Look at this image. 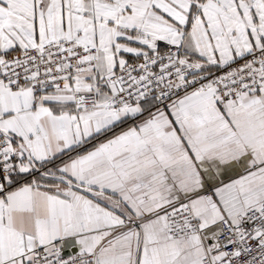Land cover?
I'll list each match as a JSON object with an SVG mask.
<instances>
[{"label": "snow or ice", "instance_id": "1", "mask_svg": "<svg viewBox=\"0 0 264 264\" xmlns=\"http://www.w3.org/2000/svg\"><path fill=\"white\" fill-rule=\"evenodd\" d=\"M0 264H264V0H0Z\"/></svg>", "mask_w": 264, "mask_h": 264}]
</instances>
